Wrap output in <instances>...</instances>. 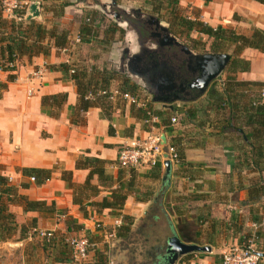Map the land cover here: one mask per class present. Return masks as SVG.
Returning a JSON list of instances; mask_svg holds the SVG:
<instances>
[{
    "label": "crops",
    "instance_id": "1",
    "mask_svg": "<svg viewBox=\"0 0 264 264\" xmlns=\"http://www.w3.org/2000/svg\"><path fill=\"white\" fill-rule=\"evenodd\" d=\"M33 1L39 3V16L30 20L40 23L46 30L56 27L66 31L69 42L64 48H56L52 40L45 39L42 46L48 49L46 55L41 53L31 58L23 55L16 60L13 72L0 73V175L28 200L54 205L53 211L26 212L18 204H9L7 209L15 216L18 227L64 231V236L34 249L27 247L31 243L28 238L1 242L0 264H74L64 242L65 235H69L75 225L78 234L84 232L93 238V250L88 253L86 263L93 262L102 252L109 264H149L155 249L174 231L184 243L210 247V252L186 255L176 264H221L222 254L227 249L241 244L255 232L260 234L256 249L260 264H264V198L254 205L247 204L248 188L257 183L258 174L236 169L237 134L227 127L220 132L221 121L210 114L202 118L201 127L182 125L180 115L174 114L176 123L165 127L163 121L166 119L160 117L157 119L162 123L159 128L146 130L143 122L132 115L130 106L113 108L109 119L97 107L86 112L77 110V89L70 73L76 42L71 37L73 31L70 33L62 24L68 22L76 31V38L85 12L96 13L94 28H98L100 12L105 13L113 6L110 0H102L100 4L90 0L84 4L77 0L60 4L61 0ZM177 2L188 19L201 20L212 28L220 26L247 37L253 29L264 31V5L254 0ZM27 16L28 12L21 20L9 19L2 13L4 19L16 23L30 21ZM119 17L118 14L116 20ZM5 32L0 31V36ZM16 33L19 32L15 30ZM83 38H91L88 42L81 41L89 43L93 35ZM30 39L26 40V45L31 44ZM238 57L249 62L250 67L246 72L236 73V79L264 83V55L256 49L245 48L239 51ZM37 71L40 73L36 76ZM224 72L216 81L218 85L224 79ZM10 74L15 80L8 81ZM134 80L140 90L147 91L141 80ZM29 90L31 96H28ZM209 92L210 88L199 99L190 101L191 104H207ZM144 97H148L147 94ZM185 104L179 102L173 107ZM153 108L168 109L160 103H153ZM170 129L175 133L171 134ZM149 132L160 137L164 135L166 145L175 136L193 139V144L185 151L184 163L171 162L169 184L162 188L164 160L159 161V177L153 167L133 170L116 166L119 150L136 139L145 138ZM86 157L106 161L107 172L114 179L119 177V182L125 185L133 178L134 192H129L121 215H114L107 209L97 213L89 209L91 212L86 218L72 203V191L62 179V173L71 172V181L83 184L88 170L76 169L75 165ZM25 170H48L52 174L50 180L38 185L30 180ZM92 184H97L96 177ZM104 196H108V192L103 191L92 200L100 201ZM121 216L133 219L129 235L107 241L105 234ZM257 221L261 223H255ZM95 222H100L102 229L97 230Z\"/></svg>",
    "mask_w": 264,
    "mask_h": 264
},
{
    "label": "trees",
    "instance_id": "2",
    "mask_svg": "<svg viewBox=\"0 0 264 264\" xmlns=\"http://www.w3.org/2000/svg\"><path fill=\"white\" fill-rule=\"evenodd\" d=\"M264 5V0H254ZM152 15H160L161 10H168L169 31L175 35L172 28H179L187 36L190 33L204 35L211 41L209 51L213 53H226L230 55V62L224 72V79L219 85L214 82L210 87L208 103L199 102L197 104L186 102L183 107H173L167 110H157L153 108V102L148 97H144L145 107L136 108L130 106L132 115L142 122L148 118V113L159 119L165 117L163 126H170V119L174 114L180 115V123L196 124L203 126L202 118L212 115L222 123L221 131L227 127L237 134L238 142L235 144L236 149V169L257 173V183L248 188L247 204L254 205L260 199L264 198V104L259 100V90L264 86L262 82L238 81L235 74L249 70V62L238 57L239 51L245 48L256 49L264 55V31L253 29L251 36L237 34L235 31L216 27L212 28L201 20L188 19L181 15V9L177 0H146ZM2 0H0V31L5 32L10 29L11 33H4L0 36V67L7 71L8 64L16 62L18 58L27 55L29 58L48 53V49L42 46L45 39L52 40L53 47L64 48L68 45V33L60 31L56 27L46 30L40 23L30 21H8L2 17ZM23 13L18 16L23 17ZM96 13L87 11L84 14L83 21L79 28L80 41L88 42L91 38H83L88 35L96 36L98 28H94L96 23ZM112 31H116L115 26H111ZM15 30L19 33L14 34ZM30 36L32 39H30ZM30 39L29 45L26 40ZM194 41V40H192ZM195 42V41H194ZM232 46L234 52L230 54L227 47ZM188 47V46H187ZM189 48V47H188ZM195 50V49H194ZM202 53H206L202 51ZM72 79L74 80L78 102L77 110L86 112L89 108H99L106 118H110L113 108L119 109L124 104L119 101L112 102L105 95H99L101 91L110 90L114 76L100 74V78H95L85 72H76L73 70ZM13 72V71H12ZM11 73V72H10ZM15 80L14 75L8 76V81ZM121 92H127L136 95L137 88L131 84L129 79L122 78ZM142 91V90H141ZM140 91V92H141ZM138 96V93L137 95ZM170 115V116H168ZM168 119V120H167ZM162 123L155 122L154 128H159ZM144 128H149L144 125ZM171 134L175 130L170 129ZM193 144V139L189 137H172L168 146L173 148L176 154L175 164H181L185 161V151ZM107 162L98 158L86 157L76 162V169L88 170V175L83 184H75L71 181V172H63L62 179L66 181L72 191V203L78 206L79 211L84 217H88L89 212H101L109 210L114 215H121L125 201L129 192H134L133 178L126 185L119 182V177L114 179L106 170ZM160 163L158 162L153 170L157 171V177L160 173ZM26 174L34 178V182L41 185L51 178L52 171L48 170H25ZM134 177L135 174H132ZM97 178V184H92L93 178ZM118 182L114 188L115 183ZM108 192L100 201H93L101 192ZM18 204L23 207L24 211H53L54 205H47L43 201H30L27 197L18 194L15 188L8 185V179L0 175V243L17 240L22 241L29 237V231L34 226H20L15 222V216L7 209L9 204ZM91 211H90V210ZM251 212L253 209L251 208ZM122 224L115 230V238H126L133 225V219L129 216H121ZM256 218V216H255ZM254 220H260L255 219ZM69 221V220H68ZM76 223V221H72ZM69 223V222H68ZM260 224L261 222H255ZM253 224L257 226L256 224ZM67 225V220H66ZM69 225V224H68ZM75 225V224H74ZM75 229H78L76 225ZM251 237L257 240L260 238L259 232H255ZM74 263V262H73ZM76 264V263H74ZM82 264H109L106 255L102 252L95 256L91 263Z\"/></svg>",
    "mask_w": 264,
    "mask_h": 264
},
{
    "label": "water",
    "instance_id": "3",
    "mask_svg": "<svg viewBox=\"0 0 264 264\" xmlns=\"http://www.w3.org/2000/svg\"><path fill=\"white\" fill-rule=\"evenodd\" d=\"M110 3L111 6L117 7L116 0H110ZM38 4L39 3L37 1H33L30 4L27 20L39 16ZM113 16L116 19L118 14L115 13ZM142 17L146 18L145 20H147L150 25H155L156 27L160 25L163 26L162 29L166 32V34L163 38H157L156 46L159 48H178L180 53L184 56L183 59L186 72L196 76L194 80L187 85L188 89L195 91V95L190 99L183 98L174 93L177 88L181 92L186 89V87H183L182 85L178 86L176 84L174 80L176 72L175 67L165 60L149 63L146 67V73L148 76H145V80L142 83L147 88V91L150 90L152 102L160 103L165 108L172 109L173 105L177 102L195 101L202 97L225 71L230 62V55L226 53L213 52L195 53L186 45L180 43L176 38L170 35L168 33L167 25H162L156 17L153 15H146ZM123 51L128 57L125 63L127 73L130 77L136 79L132 66L137 64V62L148 54L151 49L137 44L135 52H133V49L128 47H126ZM160 139L161 145L163 146L162 150L164 158L161 179L162 188L169 184L171 162L168 159L167 145L164 135H162ZM201 252H210V247L184 243L176 232L171 231V233L169 235L167 234L164 238L162 244L155 249V252L150 257L149 264H176L186 255Z\"/></svg>",
    "mask_w": 264,
    "mask_h": 264
},
{
    "label": "rangeland",
    "instance_id": "4",
    "mask_svg": "<svg viewBox=\"0 0 264 264\" xmlns=\"http://www.w3.org/2000/svg\"><path fill=\"white\" fill-rule=\"evenodd\" d=\"M86 0H77V2L85 3ZM88 1V0H87ZM92 3L100 4L103 3L102 0H90ZM69 2L66 0H61L58 2V4ZM146 0H116V6L111 9H107L105 13L100 12L101 18H99V25L96 36H93L92 41L89 43H82L79 41V43H75L74 45V63H73V70L76 72H85L86 74H91L95 78H100V74L102 73L104 76L111 75L114 76L113 82L111 83L110 89H117L121 91V87L119 84L122 82V78L126 77L129 79L131 84H135L137 88H140V86L136 83V81L129 76L127 73L126 67H124L125 62L123 64L121 63L123 57L122 55H126L124 53V49L126 47L133 49V52L136 51L137 44L135 41V38L133 37L132 32L129 30L128 27L125 25V20L123 19H115L113 14H121L124 12L126 14H123V17H126V19H136V16L134 14L135 11H140L142 13V16L146 15H152L150 14L149 10L150 8L145 3ZM57 4V5H58ZM75 9H80V7H73ZM181 15L185 16V14L181 11ZM156 17L162 25L169 28L170 24L168 22V10L164 9L161 10L160 15H153ZM143 20L146 18L142 17ZM124 24V25H123ZM64 27L67 28L66 30L71 33V37L75 38V30H72V26L67 23L62 24ZM111 26H115L117 28L116 31H112ZM64 29V30H65ZM176 34V39L188 46L192 51L195 53H202V51L208 52L211 41L204 35L198 34V33H190L189 36H187L186 33H182L179 28H172ZM79 36V35H77ZM81 38V37H80ZM194 40V41H192ZM139 45V44H138ZM195 49V50H194ZM227 51L232 54L234 52V49L232 46L227 47ZM132 52V51H130ZM139 78V77H138ZM137 79V78H136ZM139 89L136 90L135 94L138 97L143 98L145 94H147L148 97L152 98L150 90L148 91H141ZM118 102V101H117ZM116 102V103H117ZM179 103V102H177ZM186 103V102H183ZM31 224V223H30ZM28 224V225H30ZM64 231H52V238L50 241L44 242V239L38 238L36 234L31 231V236L28 237L27 240H29L31 243L27 246L30 248H37L40 244H50L52 242V239L54 238H60L61 236H64ZM65 239L64 244L67 245L66 240L70 237H80L85 236L89 242H93V238L89 235H87L84 232L77 233L74 226H72V232L69 233V235ZM30 238V239H29ZM26 240L25 244H28ZM105 240V239H104ZM247 239H244L245 241ZM106 241V240H105ZM92 242L90 243V248L88 250V253H90L93 250ZM110 242V241H109ZM68 246V245H67ZM33 248V249H34ZM89 256V254H88ZM88 256L86 260L83 263L88 262ZM260 264V262H259Z\"/></svg>",
    "mask_w": 264,
    "mask_h": 264
},
{
    "label": "built area",
    "instance_id": "5",
    "mask_svg": "<svg viewBox=\"0 0 264 264\" xmlns=\"http://www.w3.org/2000/svg\"><path fill=\"white\" fill-rule=\"evenodd\" d=\"M31 0H2V13L6 15L7 18H17L21 20L22 17L18 16L19 13L24 15L28 12L31 4ZM23 15V17H24ZM80 37L77 36L75 42L79 43ZM66 49H64L65 51ZM16 69V62L9 63L7 71H4L0 67V73L2 72H12ZM73 70L70 73L73 74ZM40 72H35L34 75H39ZM222 80L219 81L221 84ZM32 95V91H28V96ZM99 95H105L112 102L119 101L125 106H134L136 108H144V99L131 95L127 92H121L117 89H110L108 91H101ZM259 100L264 104V86L259 90ZM171 123H176V118L172 117L170 119ZM157 122V118L153 117L148 113V118L143 121L149 130H152L153 124ZM167 154L170 162L176 159V154L173 148L167 145ZM163 146L161 145V139L158 134L148 133L143 139H136L131 143L124 145L118 152L116 158V166L121 169H140L142 167H155L160 160L163 158ZM34 181V178H30ZM122 224V217H118L112 223V228L105 234V239L111 241L115 239V230ZM94 226L97 230L102 229V224L100 222H95ZM253 227H256L253 225ZM31 231H33L38 238L50 241L52 238V231L49 230H36L32 228L29 231V237L31 236ZM66 243L71 252V259L76 264H82L87 256L88 250L90 248V242L85 236L80 237H70L66 240ZM260 255L256 249V242L253 237L242 241L241 244L227 249L221 257V264H259Z\"/></svg>",
    "mask_w": 264,
    "mask_h": 264
},
{
    "label": "flooded vegetation",
    "instance_id": "6",
    "mask_svg": "<svg viewBox=\"0 0 264 264\" xmlns=\"http://www.w3.org/2000/svg\"><path fill=\"white\" fill-rule=\"evenodd\" d=\"M123 14L126 13L123 12L122 15L120 14L119 19L121 18L125 20V25L132 32L136 43L139 44V46L151 49V51L142 57L137 64L132 66V70L136 78L139 77L138 79L143 82L145 80V76H148L146 73V67L149 63L165 60L176 69L174 77L176 84L178 86L182 85L183 87H186V89L182 92L177 88L174 93L183 98L190 99L193 97L195 95V91L188 89L187 85L194 80L196 76L186 72L183 59L184 56L180 53L179 49L176 47L159 48L156 46L157 38H163L166 34V32L162 29L163 26L160 25L161 27H156L155 25H150L147 20L142 19V13L139 11L134 12L136 19H126V17H123ZM168 33L174 38H177L169 31V29ZM124 56L121 61L122 64L127 61V55Z\"/></svg>",
    "mask_w": 264,
    "mask_h": 264
}]
</instances>
